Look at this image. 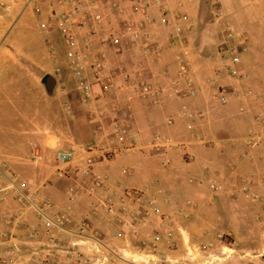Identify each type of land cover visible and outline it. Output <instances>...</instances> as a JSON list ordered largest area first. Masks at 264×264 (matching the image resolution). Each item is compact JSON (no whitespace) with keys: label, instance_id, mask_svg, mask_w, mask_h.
<instances>
[{"label":"crops","instance_id":"crops-1","mask_svg":"<svg viewBox=\"0 0 264 264\" xmlns=\"http://www.w3.org/2000/svg\"><path fill=\"white\" fill-rule=\"evenodd\" d=\"M132 1L121 0L127 18ZM142 2L148 5L147 21L135 15L144 21L137 42L123 39L118 56L107 45L101 48H107L111 70L160 85L161 100H128L127 91L116 88L123 85L117 78L113 90L99 95L95 88L94 99L85 105L59 33L41 29L48 23L49 0H0V120L7 116L3 107L9 105L2 97L6 85L18 76L31 83L40 80L28 88L33 116L27 143L8 148L5 151H14L8 155L0 148L1 160L18 176L13 185L0 180V264H54L55 259L69 264L77 251L97 255L91 242L87 247L72 246L77 239L71 232L82 219L104 247L125 252L132 237H117L115 222L102 213L91 215L87 196L71 201V181L53 167L57 151L106 141L114 118L129 126L125 143L131 141L135 148L96 163V175L121 189L147 190L174 220L178 250L223 234L235 249L225 264H264V143L259 148L245 145L264 126V0ZM226 24L245 35L238 65L246 77L242 82L229 76V60L220 51ZM55 36L60 53L53 44ZM43 40L54 55V74L49 72L52 63L41 55ZM28 44H34L35 51H27ZM178 54L189 64L194 97L174 95L170 89ZM220 91L225 92V104L216 100ZM36 153L41 155L38 160ZM245 189L260 199L253 202ZM19 190L37 200L49 199L50 213L71 215L73 224L57 237L55 248L34 213L18 214L14 196ZM156 222L139 231L145 235L159 230ZM31 233L35 236L29 237Z\"/></svg>","mask_w":264,"mask_h":264},{"label":"built area","instance_id":"built-area-1","mask_svg":"<svg viewBox=\"0 0 264 264\" xmlns=\"http://www.w3.org/2000/svg\"><path fill=\"white\" fill-rule=\"evenodd\" d=\"M133 1L131 14L127 18L126 7L121 0H49L51 9L48 13V23L41 24V29L49 31L54 28L59 33L82 104L91 103L95 88L99 89V95L109 93L115 88L117 78L121 79L123 85L116 88H124L128 100L145 97L153 103H158L163 96L164 89L157 83L143 80L141 75L132 76L120 69L111 70L107 63V48H101L102 45H107L113 54L118 56L122 52L123 39L134 44L140 38L144 21H147L148 5L142 0ZM35 11L39 14L38 10ZM138 13L143 16L144 21L135 17ZM222 41L220 51L229 60V76L237 81H244L246 77L241 74L238 65L240 53L245 50V37L226 24ZM176 63V79L170 83V89L174 95L194 97L196 93L189 76L188 62L178 54ZM231 91L237 90L232 88ZM216 100L225 104V92L220 91ZM128 137L129 126L114 118L110 132L105 135L106 141L88 147L57 151L55 154V173L72 183L68 198L75 201L81 195L87 196L90 200L91 215H106L118 225L115 234L117 237L122 234L132 237L124 247V253H113L102 245L87 220L82 219L77 225V230L71 232L77 239L72 246L78 248L81 244L86 246V243L91 242L97 255L87 256L77 251L69 264H225L235 254L233 244L225 235L216 234L212 241L187 243L178 250L174 220L161 211L147 190L121 189L93 172L96 163L133 150V142L125 143ZM263 143L264 126L245 145L248 148H259ZM34 157L38 160L41 155L36 153ZM0 180H8L12 185L18 180V176L7 169L1 155ZM10 189L15 187L11 186ZM244 193L253 202L260 199L257 193L247 189ZM14 200L20 206L19 215L31 212L36 215L51 247L58 246L57 237L67 233L66 228L73 224L70 214L59 211L50 213L53 203L47 198L37 200L33 194L19 190ZM154 220L157 221L159 230L141 234L139 229ZM34 236L35 233L29 234V237ZM263 254L264 252L261 253ZM53 262L59 264L57 259Z\"/></svg>","mask_w":264,"mask_h":264},{"label":"rangeland","instance_id":"rangeland-1","mask_svg":"<svg viewBox=\"0 0 264 264\" xmlns=\"http://www.w3.org/2000/svg\"><path fill=\"white\" fill-rule=\"evenodd\" d=\"M237 32V31H236ZM242 36H245L241 32H237ZM41 44V55L43 60L50 61L52 66L49 68V72L54 74L56 65L53 64V56L51 57L48 52L45 40L40 41ZM53 44L56 45L57 51L62 52L59 40L57 36L53 38ZM34 44H28L27 51H35ZM39 78L35 79V84L38 85ZM34 82L26 81L24 76H18L16 79H12L9 84L2 90V97L5 103H9L8 106H4L3 110L6 112L3 119L0 120V148L3 150V154L8 155L14 151H5L15 145L26 144L27 135L31 128L32 119V106H31V95L28 92L34 87ZM28 84V85H27ZM39 97V96H37ZM6 104V105H7Z\"/></svg>","mask_w":264,"mask_h":264},{"label":"trees","instance_id":"trees-1","mask_svg":"<svg viewBox=\"0 0 264 264\" xmlns=\"http://www.w3.org/2000/svg\"><path fill=\"white\" fill-rule=\"evenodd\" d=\"M47 79H48V77H45V78H44L45 81H46ZM45 81H44V82H45Z\"/></svg>","mask_w":264,"mask_h":264}]
</instances>
